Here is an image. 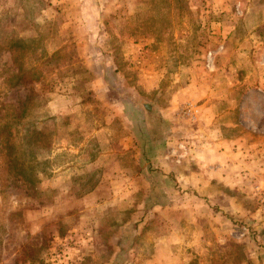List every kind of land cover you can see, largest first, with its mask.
Returning <instances> with one entry per match:
<instances>
[{"label": "rangeland", "instance_id": "obj_1", "mask_svg": "<svg viewBox=\"0 0 264 264\" xmlns=\"http://www.w3.org/2000/svg\"><path fill=\"white\" fill-rule=\"evenodd\" d=\"M85 1L92 53L55 0H0V264H264V169L213 201L193 158L205 93L264 150V0Z\"/></svg>", "mask_w": 264, "mask_h": 264}, {"label": "crops", "instance_id": "obj_2", "mask_svg": "<svg viewBox=\"0 0 264 264\" xmlns=\"http://www.w3.org/2000/svg\"><path fill=\"white\" fill-rule=\"evenodd\" d=\"M55 2H58L57 6L61 13L65 12L68 16L74 18V23L76 22L84 30V35H86L84 37H90V44H88L91 47L90 53L93 50H99L93 44H99L102 40L101 16L103 6L92 7L85 0H55ZM68 23L70 24L71 20ZM97 40L98 42H96ZM87 56V54L82 55V57ZM232 83L227 81L222 87L225 88L227 86L230 88ZM211 94L205 93L207 100L201 105L203 106V110L201 111L200 118L206 115L208 116V120L200 124V140L197 141L200 144L195 142V155L193 157L200 164V181L198 180L196 184H200L201 195L207 196L209 200L214 196V192L219 191L216 188L218 187L217 185L243 186L244 184H248V173H251L255 169H264L260 166L262 162H259L258 159L256 160L257 152L260 153V156H263L264 150L261 151L262 149L260 148L257 150L249 143L252 142V139L255 141L259 139L250 136L252 135L251 130L254 129H251L253 125L249 123L250 119L246 117V101L244 102L241 99L238 102V109L236 111H231V107H228L229 110L227 111H220L224 107L225 102L223 100L225 97L219 101H214L210 97ZM207 124H209L208 127ZM248 128L249 130H247ZM149 129L151 130L150 127ZM185 175L189 178H196L197 174L194 171H189ZM221 193L225 195V193L219 191L218 195L214 196V198L219 200L218 196ZM149 198L148 201H152L155 195L151 193ZM201 230L202 227H200V234L202 233Z\"/></svg>", "mask_w": 264, "mask_h": 264}, {"label": "trees", "instance_id": "obj_3", "mask_svg": "<svg viewBox=\"0 0 264 264\" xmlns=\"http://www.w3.org/2000/svg\"><path fill=\"white\" fill-rule=\"evenodd\" d=\"M146 112V119H147V124L151 128V130L156 133L155 135H158L157 132H159V117L154 114V111H152L149 107L145 108ZM126 234V237L128 238L130 233L126 230L123 231ZM121 261H118L116 264H120L123 259H120Z\"/></svg>", "mask_w": 264, "mask_h": 264}]
</instances>
